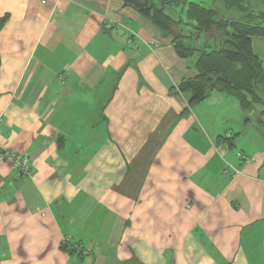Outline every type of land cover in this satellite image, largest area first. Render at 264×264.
I'll list each match as a JSON object with an SVG mask.
<instances>
[{
  "label": "crops",
  "instance_id": "0c3cea01",
  "mask_svg": "<svg viewBox=\"0 0 264 264\" xmlns=\"http://www.w3.org/2000/svg\"><path fill=\"white\" fill-rule=\"evenodd\" d=\"M0 20V150L31 168L0 162V264H264V131L236 151L233 96L188 106L170 36L121 0Z\"/></svg>",
  "mask_w": 264,
  "mask_h": 264
},
{
  "label": "trees",
  "instance_id": "16d2710c",
  "mask_svg": "<svg viewBox=\"0 0 264 264\" xmlns=\"http://www.w3.org/2000/svg\"><path fill=\"white\" fill-rule=\"evenodd\" d=\"M121 1L163 35L170 36L178 57L194 59L197 75L181 81L177 88L178 93L187 96L188 106L202 102L213 91L221 92L235 97L242 110L261 106L263 120L258 123L264 129V68L251 47V38L264 37V25L225 21L218 18L216 11L186 0ZM172 7L179 8L177 18L165 12ZM3 22L0 20V25ZM188 29L191 31L186 36L182 31ZM202 34L213 42L211 49L208 43L201 49L193 45L192 37ZM66 248L63 243L62 249Z\"/></svg>",
  "mask_w": 264,
  "mask_h": 264
},
{
  "label": "rangeland",
  "instance_id": "374dc122",
  "mask_svg": "<svg viewBox=\"0 0 264 264\" xmlns=\"http://www.w3.org/2000/svg\"><path fill=\"white\" fill-rule=\"evenodd\" d=\"M191 2V0H187ZM243 7H245V11H240L237 7H229L219 0H215L214 2H207L205 3L208 9L214 10L217 13L219 19L225 21H236V22H243L248 23L250 25H264V4L261 0H243ZM179 8H167L165 12L167 14H172L177 18V13ZM185 16V15H184ZM173 17V16H172ZM191 30L188 31L183 30L184 35H188ZM193 32V31H192ZM205 35H200L199 37L193 36L192 42L193 45L201 49L204 47L206 43H208L209 48L213 47V42L208 41ZM254 51L259 56L262 66L264 68V37L257 38L254 37L253 39ZM215 95V94H214ZM229 101L226 103V111L228 115V119L232 122V130L235 133H239L240 136L234 138L235 140L234 147L236 151H251L253 149V144L256 143L255 140L260 139V132H263L264 129L259 125L258 121L263 120L260 117L263 108L261 106H252L249 110H241L238 106L237 100L235 97L231 98L228 97ZM233 102V103H232ZM235 104V106H234ZM240 114H239V113ZM246 119V120H245ZM261 140V139H260ZM247 153V152H246Z\"/></svg>",
  "mask_w": 264,
  "mask_h": 264
},
{
  "label": "built area",
  "instance_id": "2783aa9c",
  "mask_svg": "<svg viewBox=\"0 0 264 264\" xmlns=\"http://www.w3.org/2000/svg\"><path fill=\"white\" fill-rule=\"evenodd\" d=\"M1 129V120H0ZM0 162H10L20 175L30 174L31 168L27 157L12 154L8 151L0 150ZM65 243V242H64Z\"/></svg>",
  "mask_w": 264,
  "mask_h": 264
}]
</instances>
